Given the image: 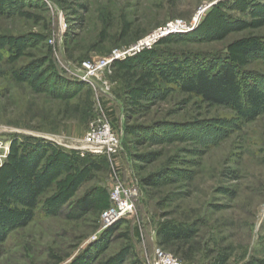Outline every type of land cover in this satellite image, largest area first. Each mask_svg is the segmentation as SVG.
<instances>
[{
    "label": "rangeland",
    "instance_id": "obj_1",
    "mask_svg": "<svg viewBox=\"0 0 264 264\" xmlns=\"http://www.w3.org/2000/svg\"><path fill=\"white\" fill-rule=\"evenodd\" d=\"M223 64L239 103L183 90ZM103 123L113 157L83 142ZM117 177L139 195L107 221ZM158 247L264 264V0H0V264H151Z\"/></svg>",
    "mask_w": 264,
    "mask_h": 264
},
{
    "label": "built area",
    "instance_id": "obj_2",
    "mask_svg": "<svg viewBox=\"0 0 264 264\" xmlns=\"http://www.w3.org/2000/svg\"><path fill=\"white\" fill-rule=\"evenodd\" d=\"M183 26V22L180 21L176 23V26L172 25L156 32L157 34L161 33V37H163L169 33H174L173 29ZM151 35L154 34L152 33ZM161 37H157L154 42L146 43V45H141L143 40L139 41L136 45L132 46L130 50L134 52L141 51L157 42ZM112 60L113 59L107 57L96 60H86L82 63V66L89 76H95L102 69L109 67V63L112 62ZM91 126L92 127L88 129V132L83 139L87 150L89 149L92 153L107 154L111 157L116 155L121 146L119 134L115 133L112 126L108 123H103L101 125L93 124ZM115 174L117 175V171H115ZM112 187L111 200L113 204L105 209V212L103 213V217H105L107 221L119 220L120 218L133 213L136 207V197L139 195V188L136 184L126 185L118 177ZM151 264H184V262L180 261L168 251L166 252L158 247L156 248L154 259Z\"/></svg>",
    "mask_w": 264,
    "mask_h": 264
},
{
    "label": "trees",
    "instance_id": "obj_3",
    "mask_svg": "<svg viewBox=\"0 0 264 264\" xmlns=\"http://www.w3.org/2000/svg\"><path fill=\"white\" fill-rule=\"evenodd\" d=\"M63 1L67 2L69 0ZM240 82V78L236 76L233 66L223 64L213 74L209 70L207 71L202 68L196 69L193 74L184 78L182 88L188 93L197 94L208 102L216 105H224L228 102L239 103L242 100ZM146 183L150 185L155 182L148 180ZM97 201V199L86 200L83 202L82 207L86 211L92 210L94 212L104 209ZM166 236L164 235V238Z\"/></svg>",
    "mask_w": 264,
    "mask_h": 264
},
{
    "label": "bare ground",
    "instance_id": "obj_4",
    "mask_svg": "<svg viewBox=\"0 0 264 264\" xmlns=\"http://www.w3.org/2000/svg\"><path fill=\"white\" fill-rule=\"evenodd\" d=\"M168 33V32H167ZM154 35H151V36H147L145 39H143V41H142V43H141V45L142 44H145L146 45V43H149V42H154L155 41V39L157 38V37H161V33H158L157 34V32H155V33H153ZM169 34H171V33H169ZM168 34V35H169ZM139 46V45H138Z\"/></svg>",
    "mask_w": 264,
    "mask_h": 264
}]
</instances>
